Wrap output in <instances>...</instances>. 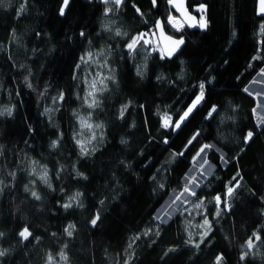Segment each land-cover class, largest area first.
Masks as SVG:
<instances>
[{
    "label": "trees",
    "instance_id": "16d2710c",
    "mask_svg": "<svg viewBox=\"0 0 264 264\" xmlns=\"http://www.w3.org/2000/svg\"><path fill=\"white\" fill-rule=\"evenodd\" d=\"M170 1L0 0V264H264V126L246 91L264 70L259 0H186L206 6L207 30L174 27ZM159 22L184 40L174 56L140 38L129 49ZM91 51L113 71L93 110ZM78 113L101 126L86 153ZM211 144L226 158L208 155L204 216L184 207L163 225L155 214Z\"/></svg>",
    "mask_w": 264,
    "mask_h": 264
},
{
    "label": "rangeland",
    "instance_id": "374dc122",
    "mask_svg": "<svg viewBox=\"0 0 264 264\" xmlns=\"http://www.w3.org/2000/svg\"><path fill=\"white\" fill-rule=\"evenodd\" d=\"M170 4L175 9V12H176V17L172 18L171 20V23L174 27L180 28V27L186 26L192 29H200V30L208 29L209 21H208V14H207L206 6L199 7L197 9V11L199 12V15H195L188 11L186 7V0H171ZM259 12L260 14L264 12V6H262L261 0H260ZM201 23H204L205 26L201 27L200 26ZM139 38L145 40V42L148 45H151L152 51L159 52L164 57L174 56L184 43L183 39L168 35L164 30L162 22H159L157 24L156 29L152 33L141 35L139 36ZM180 40L183 41L182 44L173 43L174 41H180ZM86 63H87V67L85 68L83 72V76H82L83 94L81 98L84 102L85 107L90 110H93L99 102V95L105 90L108 81L112 77L113 71L109 68V64L107 63V59L105 58V54L103 51L89 52L86 55ZM93 83H95V88L92 87ZM89 93H93V95H89ZM248 93L256 99L257 108L255 111V115H256V118L258 119V122H262V111L264 110L261 108L258 97L255 95H252L250 92ZM93 100H95V106L90 107V105L93 104ZM197 103H195V105L191 108V111L195 108ZM191 111H189L187 115L184 116L182 121H184L187 118V116L190 114ZM77 119L79 123V132L76 137V142L79 148L81 150L83 148V152L86 153L92 150L95 147L98 140L102 137L101 126L92 120L90 114L78 113ZM165 124L168 126L170 125L169 121L167 120H165ZM85 125H90L91 127H87ZM199 156L198 158L196 157L197 159L196 161L194 160L195 164L198 161ZM205 164L208 165L209 167H213V164L209 163L208 157L205 159ZM34 169L42 180H45L47 178L48 173L45 168L36 165ZM203 170L204 168L201 167L199 169V172L202 173ZM214 170H216L215 166H214ZM196 171H198V169H196ZM199 172H197L198 176H199ZM210 177L208 179H210ZM194 180H196V176L191 181V183L188 184L190 185L189 187L192 186L191 184H193ZM184 183H187V181L185 180ZM184 183L182 184L181 182L182 187L189 189V187L187 185H184ZM202 187H200V189ZM200 189L198 190L197 193L193 195L191 200L185 206L184 212L190 213L188 216L191 217L193 221L200 217H203L205 214L204 205H202L200 202H195V197L198 195ZM191 194L192 193H190V195ZM155 216H156L155 218L159 222L163 223L161 220L158 219L157 213ZM191 226L194 227L195 229L197 224L192 223ZM48 264H66V259L65 257H62L57 263L49 261Z\"/></svg>",
    "mask_w": 264,
    "mask_h": 264
},
{
    "label": "bare ground",
    "instance_id": "6f19581e",
    "mask_svg": "<svg viewBox=\"0 0 264 264\" xmlns=\"http://www.w3.org/2000/svg\"><path fill=\"white\" fill-rule=\"evenodd\" d=\"M249 87L248 89H246V91L258 97L261 108L264 110V70L254 79L253 83L250 84ZM262 116L264 117V111H262ZM211 146L212 147H210V149L205 148L206 150H204L202 154L199 156V159L196 162V164H194V167H192L188 171V174L186 175L185 178L187 183H184L185 181L184 179L182 180V184L184 183V185H187L188 183H191V181L196 176V180H194L193 184H191L192 186L189 187L187 185L189 187V189L187 190L183 188L181 191H177V190L173 191L158 210L157 212L158 219L163 222L162 223L163 225L169 224L170 220L178 212H180L191 200L193 194L190 195V193H197L200 187H202L204 183L207 181V179L210 176H212V174L216 171L214 170V165L213 167H209L208 165L205 164V159L208 157V153H210V150L216 151L218 154L221 155V157L225 161V157L223 154L224 152L220 148H218L215 144H212ZM224 161L222 162V164L224 163ZM201 167L204 168L202 173L199 172V169ZM196 169H198V171H196ZM197 172H199V176Z\"/></svg>",
    "mask_w": 264,
    "mask_h": 264
},
{
    "label": "snow or ice",
    "instance_id": "6c2138e0",
    "mask_svg": "<svg viewBox=\"0 0 264 264\" xmlns=\"http://www.w3.org/2000/svg\"><path fill=\"white\" fill-rule=\"evenodd\" d=\"M115 2H116L117 4H120V3H122V0H115ZM153 2H155V0H153ZM67 3H68V0H64V5H65V6H67ZM261 4H262V6H264V0H261ZM63 14H64V12H63V8H62V9H61V15H63ZM202 19H203V18H202ZM200 26H201V27H204L205 24H204V23H201ZM117 34H119V33H117ZM137 39H139V37H137L136 39H134V40L132 41V43H130V44L128 45L129 49H131V48L133 47V45L137 42ZM173 43H175V44H182L183 41H182V40H180V41H174ZM92 87L95 88V83H93ZM200 87H201V89H203L204 86L201 85ZM89 95H93V93H89ZM201 97H202V93H201ZM199 99H200V98L198 97V98H197V102L199 101ZM91 106H95V100H93V104H91L90 107H91ZM189 111H191V109H189ZM212 111H215V108H213ZM185 115H187V113H185ZM85 126H87V127H91L90 125H85ZM178 126H179V125H177V127H178ZM251 137H252V133L249 132L248 135H247V139H250ZM82 151H83V148H82ZM186 190H187V189H186ZM232 191H233L232 188H229V189H228L229 194H231ZM192 194L194 195L195 193H192ZM33 195L36 196V193H33ZM36 198L39 199V196H36ZM216 199H217V201H219L220 198L217 197ZM64 207H66V208H67V207H70V204H65ZM98 219H99V217H96L95 219H93V220H92V224L95 225ZM205 224H207V221H205ZM2 235H3V234L0 233V236H2ZM29 235H30V233L28 232V229H27V228H25V229L20 233V236H21L23 239H25V240L28 239ZM68 235H71V232H70V231L68 232ZM248 246H249V247L252 246L251 241H249V245H248ZM2 255H4V252H3V251H0V256H2ZM65 259H66V258H65ZM218 264H219V262H218Z\"/></svg>",
    "mask_w": 264,
    "mask_h": 264
},
{
    "label": "built area",
    "instance_id": "2783aa9c",
    "mask_svg": "<svg viewBox=\"0 0 264 264\" xmlns=\"http://www.w3.org/2000/svg\"><path fill=\"white\" fill-rule=\"evenodd\" d=\"M249 88H250V87H249ZM247 92H248V91H247ZM257 121H258V119H257ZM258 126H259L260 129L264 126V117H263V116H262V122H258ZM211 145H212V144H211ZM211 145H210V146H211ZM223 154H224V153H223ZM224 157L226 158V155H225V154H224ZM223 165L226 166L225 162L223 163ZM187 174H188V173H187ZM187 174H186V175H187ZM185 178H186V176L184 177V179H185ZM188 184H189V183H188ZM188 184H187V185H188ZM188 186H190V185H188ZM183 188H185V187H183ZM185 189H186V188H185Z\"/></svg>",
    "mask_w": 264,
    "mask_h": 264
},
{
    "label": "crops",
    "instance_id": "0c3cea01",
    "mask_svg": "<svg viewBox=\"0 0 264 264\" xmlns=\"http://www.w3.org/2000/svg\"><path fill=\"white\" fill-rule=\"evenodd\" d=\"M259 8H260V0H259ZM261 14H264V12H263V13H261Z\"/></svg>",
    "mask_w": 264,
    "mask_h": 264
}]
</instances>
